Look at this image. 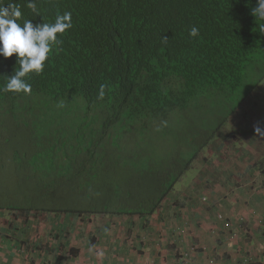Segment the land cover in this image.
I'll return each instance as SVG.
<instances>
[{
	"label": "trees",
	"instance_id": "trees-1",
	"mask_svg": "<svg viewBox=\"0 0 264 264\" xmlns=\"http://www.w3.org/2000/svg\"><path fill=\"white\" fill-rule=\"evenodd\" d=\"M28 2L0 6L21 25L71 12L72 27L24 78L30 94L4 90L20 66L0 56V212L16 219L157 212L191 165L172 151L207 146L264 81L257 0H35L39 15Z\"/></svg>",
	"mask_w": 264,
	"mask_h": 264
},
{
	"label": "crops",
	"instance_id": "crops-1",
	"mask_svg": "<svg viewBox=\"0 0 264 264\" xmlns=\"http://www.w3.org/2000/svg\"><path fill=\"white\" fill-rule=\"evenodd\" d=\"M219 152L215 160L213 155L202 158L203 178L170 193L151 215H91L87 222L85 216L76 217L55 234L48 232L53 224L30 219L35 220L31 233L13 235L19 220L1 212L0 264H264V182H258L264 173L252 166L264 151H248L250 163L246 156L240 159L243 151L226 159ZM224 165H229L225 173ZM221 172L225 179L218 187L215 178ZM199 194L208 195L209 207L200 203ZM219 212L235 224V242L217 233ZM236 217L243 220L236 222ZM36 226L45 233L34 236ZM70 248L73 254H68ZM59 255L65 258L57 262Z\"/></svg>",
	"mask_w": 264,
	"mask_h": 264
},
{
	"label": "clouds",
	"instance_id": "clouds-1",
	"mask_svg": "<svg viewBox=\"0 0 264 264\" xmlns=\"http://www.w3.org/2000/svg\"><path fill=\"white\" fill-rule=\"evenodd\" d=\"M27 6L34 13L39 15L35 0H29ZM253 14L260 20L264 21V0H257V6L252 10V15ZM21 15L20 8L16 4H9L6 7L0 6V56L9 58L12 57L13 54H16L20 66L19 70L15 71L13 75L8 77L4 90L8 92L30 94L32 90L31 85L27 83L24 78L29 73L40 74L43 72L44 62L48 59L49 53L52 52L53 46L58 47L62 44V41L58 39V36L62 35L66 30L72 27V14L71 12H64L62 15H57L53 23H42L35 26L30 20H26L23 25L17 23ZM261 31H264V27H261ZM198 34L199 29L196 27H192L189 31L190 37H197ZM100 94L101 96L103 95V86H101ZM254 132L257 136L264 138V127L257 125L254 128ZM196 182H198V179ZM191 184H193V182ZM207 196V194H199V201L205 207L210 206V201ZM218 215H223V213L219 212L216 215V221L218 223V225L216 224L217 233L219 234V232L222 231L226 234L228 242H235L238 237L237 231L234 230L235 224H232L230 218L223 215L224 219L228 220L231 224V230L229 232L236 234L234 240H229V233L222 229V223L217 219ZM47 216L51 217L47 219ZM66 217L69 218V215L64 217L60 215L55 217L52 214L45 215L43 220L55 226L54 229L48 230V232L50 234L61 232L63 229L62 226H64L62 222L65 221ZM77 217L80 218V216ZM35 219H39V217ZM16 220L21 221L20 219ZM242 220V217H236V222ZM65 223L67 222L65 221ZM39 228L40 226H36L33 234L34 236L45 233L44 231H40ZM27 233L31 232L28 231ZM212 233L214 235L216 234L215 231H212Z\"/></svg>",
	"mask_w": 264,
	"mask_h": 264
},
{
	"label": "rangeland",
	"instance_id": "rangeland-1",
	"mask_svg": "<svg viewBox=\"0 0 264 264\" xmlns=\"http://www.w3.org/2000/svg\"><path fill=\"white\" fill-rule=\"evenodd\" d=\"M238 113L239 114L233 115L232 117H230L228 122L225 125L221 126L217 132L216 130H213L214 132L213 135L211 134L208 137H201L203 138L204 141L206 138H208V140H211L207 146L205 145L203 147V145L198 144L195 148H193L194 151H190V150L175 151L176 149L172 151L174 155L176 154V159L175 158L173 159L172 157L170 158H172V161L173 160L175 161V165L177 167H181L183 165V162L181 161L191 162V165L187 169L184 170L181 180L175 184V189L177 190L186 189L191 185V183L194 180L196 181L199 178H203V175L200 169L201 164H202V158H206L209 155L210 156L213 155L214 156L213 159L215 160L217 159L216 154H220L221 152L219 151H223L224 155H226L224 158L226 159V158H231V156H233L232 153H234V156H236L235 153L237 151H243L244 156H241L240 158L242 159L246 156L248 151H254V152L261 151V153L264 151V138L257 136L254 132L255 126L260 125L264 127V81L261 84H259L257 88H255V90L252 92V94L245 100V102L241 106V109L238 110ZM206 123L210 127L213 126L211 115H209V118L207 119ZM225 136L227 137V139H225ZM141 145L144 149L145 143L142 142ZM6 152H9L7 154L8 159L14 156V155L12 156L11 154L12 151H6ZM22 153H25V151L17 152V154L15 153V155L16 157H19L20 159L24 161L26 160V153L24 156L20 155ZM178 153L182 154L181 157L180 156L178 157L179 155ZM161 156L166 157L170 155L168 153H161ZM0 157L3 160L7 156L4 154V158L2 156ZM251 159H252L251 156L249 157L247 155L246 163H250ZM41 160L42 159L35 157L32 160L30 159L27 161L28 162L36 161L40 163ZM167 163H165V165ZM177 167L175 168L177 169ZM228 170H229V165H224L222 172L225 173V171H228ZM222 172L220 173L218 178H215L218 187L223 186L222 183L225 179ZM228 177H231L230 172H228ZM250 178H253V176L251 175ZM123 179H125V177ZM258 182H264V179H260ZM250 189L251 191L253 190V188H250ZM81 200L87 202V200L85 199H81ZM85 202H81V204L77 206H87V203ZM0 217H3V216L0 214ZM50 217L51 216H47V219H49ZM43 218L44 216L42 217L41 215L39 217V222L43 220ZM74 218L76 217L69 215V218L66 217L65 221L70 222ZM31 219H35V218L32 217L31 215ZM28 221L30 222V219ZM25 222L27 221L23 219L15 223L14 225L15 231L13 235H16V232L18 230H20L22 234L26 231L27 232L31 231L34 228L33 224L35 223V220H32L30 224H28L29 222H27V224H24ZM23 224H24V227H23ZM39 230L43 231L42 226H40Z\"/></svg>",
	"mask_w": 264,
	"mask_h": 264
},
{
	"label": "built area",
	"instance_id": "built-area-1",
	"mask_svg": "<svg viewBox=\"0 0 264 264\" xmlns=\"http://www.w3.org/2000/svg\"><path fill=\"white\" fill-rule=\"evenodd\" d=\"M217 219L220 223H222V229L227 231L229 240H234L236 238V234L229 232L231 230V224L228 220H225L223 215H218Z\"/></svg>",
	"mask_w": 264,
	"mask_h": 264
}]
</instances>
